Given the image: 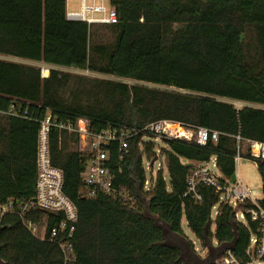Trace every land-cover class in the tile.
I'll return each mask as SVG.
<instances>
[{
	"label": "trees",
	"instance_id": "obj_1",
	"mask_svg": "<svg viewBox=\"0 0 264 264\" xmlns=\"http://www.w3.org/2000/svg\"><path fill=\"white\" fill-rule=\"evenodd\" d=\"M109 2L118 23L100 25L113 42L99 44L92 41L94 25L67 19V0H0V56L28 63L0 59V204L36 196L38 137L48 115L59 126L93 133L127 127L141 132L130 140L128 154L117 144L107 148L117 192L94 199L81 196L86 158L72 150L76 136L58 127L50 131L51 163L63 171L64 194L78 211L77 264H189L151 216L182 238L185 219L202 247L215 252L206 264L226 250L249 262L260 227L250 217L254 206L220 204V193L207 186L199 187L198 201L187 195V178L215 157L220 181L228 184L237 171V137L264 143V110L231 103L264 106V0ZM248 30L260 69L247 62ZM37 65L49 67V77L42 78ZM61 69L112 80L89 83ZM67 90L93 104L67 106ZM11 108L18 117L8 115ZM158 121L215 131L219 140L205 146L162 140L170 183L160 173L146 188L144 159L151 163L157 153L142 131ZM258 169L264 193L263 165ZM260 204L264 209V198ZM25 219L47 221L51 228L64 217L37 208ZM0 264H62V255L35 238L18 216H6L0 222Z\"/></svg>",
	"mask_w": 264,
	"mask_h": 264
},
{
	"label": "built area",
	"instance_id": "obj_2",
	"mask_svg": "<svg viewBox=\"0 0 264 264\" xmlns=\"http://www.w3.org/2000/svg\"><path fill=\"white\" fill-rule=\"evenodd\" d=\"M82 13H68L69 21L85 22L88 25H115L118 23L117 12L112 9H105L100 6H89L87 0H82ZM104 13L105 18L89 19L88 14ZM238 109L244 106L263 109L264 106L249 105L239 102H231ZM8 115L18 117L13 108ZM53 127L60 130H66L77 138L79 144V154L86 158V165L81 175L82 190L81 196L85 199H94L100 195L110 196L116 194L113 185L114 176L109 167L110 156L107 148L111 144L119 146L120 153L125 156L128 154L129 142L137 137L141 132L127 127L109 128L101 133H93L82 129H76L73 126H59L48 115L41 123V129L38 137L37 152V182L36 196L27 202L20 203L9 200L5 204H0V222L6 216H18L24 227L37 239L49 241L59 249L62 255V264H77V253L74 247V236L76 224L78 223V211L73 202L64 194V174L59 168L51 163L50 157V131ZM142 133L143 141H161L162 140H182L186 142H195L200 146H205L208 142L216 143L219 140V133L208 129L200 128L196 131L186 129L180 124L171 121H158L147 126ZM246 149L247 156L254 160L258 165H263L262 174L264 176V143L257 141H245L237 137V148L235 156V165L238 167L243 152ZM212 159L210 160V162ZM197 165L190 172L188 183V194L194 196L198 201L201 200L198 195V189L201 186H207L220 193V204L226 205L232 209L243 204H252L254 208L250 212L253 221L259 222V230L256 236L251 239V248L248 251L250 261L242 263L235 255L226 250L222 255L214 260L212 264H263L264 257V209L260 201L254 198V194L245 186L241 179L236 176L234 184H222L220 176L210 169L209 164ZM152 162L147 161V168L151 169ZM217 168L216 163L213 165ZM144 168L146 164L144 161ZM218 169V168H217ZM151 180H147L146 188L149 187ZM41 209L47 214L63 216L64 219L57 225L49 228L47 221L40 224L32 220L25 219L28 212L34 209ZM215 212L214 215H216ZM238 220L244 218L243 214L236 215Z\"/></svg>",
	"mask_w": 264,
	"mask_h": 264
},
{
	"label": "rangeland",
	"instance_id": "obj_3",
	"mask_svg": "<svg viewBox=\"0 0 264 264\" xmlns=\"http://www.w3.org/2000/svg\"><path fill=\"white\" fill-rule=\"evenodd\" d=\"M89 6H100L104 7L105 9L110 8V2L109 0H87ZM82 0H69L68 3V13H82ZM87 17L89 19H100L105 18L106 14L102 13H94V14H88ZM97 26V27H96ZM94 27L91 29V35L94 39L95 43L99 44H111L113 42V37L111 31L108 29L106 30L104 26H98L94 25ZM244 42L246 44V54H247V62L251 65H254L256 68L261 67L260 64V56L257 50V46L255 44V38L250 34V31H246V33L243 36ZM0 59L6 60V61H14L21 64H28L25 61L16 60L9 57L0 56ZM41 68V77L47 78L50 75L49 67L44 65H37ZM66 74L71 75L73 78L82 79L86 82H94V81H103L108 82L111 81L112 78L110 77H104L96 74H91L89 72H80L75 70H65L61 69ZM46 73V76L44 74ZM74 86V90L77 89ZM89 89V86H87ZM87 91V90H86ZM79 97H77L72 91L67 90L62 94V97L65 101V104L67 106H74L78 105L80 107L87 108L93 104V101L83 95L78 94ZM156 144V153L158 160L154 163L153 169L149 166V169L147 168V160L144 159L146 164V173L147 178L149 180H155L160 173H162L164 180L167 182V184L170 183V177L167 169V163L164 157L161 155V150L165 149L166 146L163 142L157 141ZM72 150L79 151V144L78 142H71ZM247 156L246 149L243 152V156ZM216 163V158L213 157L212 161L209 164L210 169L220 176L219 170L214 167L213 165ZM236 175L241 179V181L245 184L246 187L254 194V198L258 201L262 200L264 198L263 193V180L262 175L258 169V164L247 157H242L240 160V163L236 169ZM145 214L150 216L146 211ZM151 218L156 222V224L161 227L165 233L166 242L171 245H176L181 248L183 252V257L188 261L189 264H206L208 261H210L211 257L215 254L214 251L210 253L209 249L203 248L200 241L194 236V234L189 229L186 220L183 219L182 221V229L185 233L184 238L179 237L177 235H173L170 232V229L168 226H166L163 222L158 220L157 217L151 216ZM214 246H216V243L214 242ZM264 264V263H263Z\"/></svg>",
	"mask_w": 264,
	"mask_h": 264
},
{
	"label": "water",
	"instance_id": "obj_4",
	"mask_svg": "<svg viewBox=\"0 0 264 264\" xmlns=\"http://www.w3.org/2000/svg\"><path fill=\"white\" fill-rule=\"evenodd\" d=\"M157 160H158V158L156 157V158L154 159V161L152 162V164H151L152 167H153L154 163H155ZM235 181H236V176L234 175V176L232 177V180L230 181V183H231V184H234Z\"/></svg>",
	"mask_w": 264,
	"mask_h": 264
},
{
	"label": "crops",
	"instance_id": "obj_5",
	"mask_svg": "<svg viewBox=\"0 0 264 264\" xmlns=\"http://www.w3.org/2000/svg\"><path fill=\"white\" fill-rule=\"evenodd\" d=\"M68 3H69V0H67V12H68Z\"/></svg>",
	"mask_w": 264,
	"mask_h": 264
},
{
	"label": "bare ground",
	"instance_id": "obj_6",
	"mask_svg": "<svg viewBox=\"0 0 264 264\" xmlns=\"http://www.w3.org/2000/svg\"><path fill=\"white\" fill-rule=\"evenodd\" d=\"M46 73H47V72H44L45 76H46Z\"/></svg>",
	"mask_w": 264,
	"mask_h": 264
}]
</instances>
